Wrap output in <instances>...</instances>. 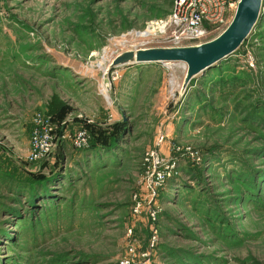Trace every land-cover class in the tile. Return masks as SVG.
I'll use <instances>...</instances> for the list:
<instances>
[{
	"label": "rangeland",
	"instance_id": "374dc122",
	"mask_svg": "<svg viewBox=\"0 0 264 264\" xmlns=\"http://www.w3.org/2000/svg\"><path fill=\"white\" fill-rule=\"evenodd\" d=\"M172 3L0 0V264H117L129 226L141 242L148 235L146 218L136 221L131 206L142 155L159 130L176 164L159 192L153 264H264V0L237 49L185 88L181 60L108 70L126 50L211 40L237 7L197 43L136 36ZM38 113L57 126L56 142L45 160L28 164ZM84 119L92 120L89 132L105 128L107 142L116 133L119 141L96 153L88 143L76 148L72 137ZM29 174L55 181L53 199L39 209L43 197L36 198L28 213ZM11 206L22 219L4 211Z\"/></svg>",
	"mask_w": 264,
	"mask_h": 264
},
{
	"label": "built area",
	"instance_id": "2783aa9c",
	"mask_svg": "<svg viewBox=\"0 0 264 264\" xmlns=\"http://www.w3.org/2000/svg\"><path fill=\"white\" fill-rule=\"evenodd\" d=\"M237 2L238 0H173L168 15L149 21L143 31L145 35L154 33L165 36L173 43H197L226 21ZM149 28L153 31H146ZM135 34L140 36L137 31ZM79 117L81 118V114ZM85 121L86 124L92 123L90 119ZM56 127L51 117L41 113L34 116L30 129L29 149L24 162L36 163L50 155L55 147ZM59 135L63 136V134ZM89 135L88 126L79 127L72 137L73 145L76 148L87 146ZM166 140L167 135L159 130L154 138V146L144 151L141 160V188L133 194L132 216L136 221L146 218L148 235L141 242L135 226H129L126 230L124 252L118 257L117 264H153L155 261L159 243L157 218L160 207L157 201L160 190L173 175L176 164L175 158L167 156L161 149ZM175 148V150L180 149L178 146ZM186 153L193 160L200 159L197 150L186 148Z\"/></svg>",
	"mask_w": 264,
	"mask_h": 264
},
{
	"label": "water",
	"instance_id": "95a60500",
	"mask_svg": "<svg viewBox=\"0 0 264 264\" xmlns=\"http://www.w3.org/2000/svg\"><path fill=\"white\" fill-rule=\"evenodd\" d=\"M261 4L262 0H238L231 21L220 34L211 40L188 46L126 50L112 59L108 70L130 61L140 63L181 60L187 64L183 80V88H185L192 77L237 49L255 25L260 14Z\"/></svg>",
	"mask_w": 264,
	"mask_h": 264
},
{
	"label": "trees",
	"instance_id": "16d2710c",
	"mask_svg": "<svg viewBox=\"0 0 264 264\" xmlns=\"http://www.w3.org/2000/svg\"><path fill=\"white\" fill-rule=\"evenodd\" d=\"M116 126V125H115ZM113 125V127L109 128L112 129L113 128H116L118 130L119 126H116L115 127ZM105 128L99 132H90V135H89V138H88V144L90 145L89 148H93L95 149L97 145H99V147L103 148L105 147L104 149H109L110 145H112V143H115L117 141H119V137L120 136H117L118 134L116 133V136L114 137V140H112L111 142H107L104 138H105ZM110 131V130H109ZM119 131V130H118ZM113 136L115 135V133H112ZM107 138H113L112 136L109 137V135L107 136ZM98 150L95 149L94 152L96 153ZM30 176L28 177V189L24 190L25 193H27L26 195V205L28 206L27 210H28V213L29 212H35V207L37 209V206L35 205V199L36 198H39V197H43L41 200H42V204L40 206L39 209H43V206L45 205V202L48 200H51L53 199V194H51L50 192V185L49 183H52V181L54 182L55 180H53L52 178L48 179V180H43V181H39V179H35L37 175L35 174H29ZM39 177V176H38ZM43 184V190L41 189H37V185H42ZM49 186V188H47ZM22 193L24 192H18L17 195L22 197ZM25 196V195H24ZM18 200V198H16ZM21 201L22 199L18 200V203L21 204ZM4 211H7V213H9L12 217L14 216L15 218H17L18 220L22 219L23 218V212H20L19 210H17L16 207H8V208H5Z\"/></svg>",
	"mask_w": 264,
	"mask_h": 264
},
{
	"label": "bare ground",
	"instance_id": "6f19581e",
	"mask_svg": "<svg viewBox=\"0 0 264 264\" xmlns=\"http://www.w3.org/2000/svg\"><path fill=\"white\" fill-rule=\"evenodd\" d=\"M149 29H150V30H149ZM149 29H148V30H146V31H148V32H151V31H153V29H151V28H149ZM144 32H145V31H143V30H140V31H137V34H138V35H139V34H141L140 36H143V35H145V34H144ZM104 66H105V65H103V68H104Z\"/></svg>",
	"mask_w": 264,
	"mask_h": 264
},
{
	"label": "crops",
	"instance_id": "0c3cea01",
	"mask_svg": "<svg viewBox=\"0 0 264 264\" xmlns=\"http://www.w3.org/2000/svg\"><path fill=\"white\" fill-rule=\"evenodd\" d=\"M86 119H84V123H85V125H87V126H89L91 123H88V124H86V121H85ZM91 122H92V120H91ZM80 125H82V124H80ZM101 125H103V124H101ZM105 125V124H104ZM28 146H29V144H28ZM28 149H29V147H28Z\"/></svg>",
	"mask_w": 264,
	"mask_h": 264
}]
</instances>
